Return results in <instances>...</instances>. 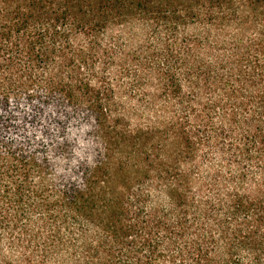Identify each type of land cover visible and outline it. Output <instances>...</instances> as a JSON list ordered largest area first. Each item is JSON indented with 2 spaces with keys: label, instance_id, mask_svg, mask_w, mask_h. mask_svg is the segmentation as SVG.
<instances>
[{
  "label": "trees",
  "instance_id": "1",
  "mask_svg": "<svg viewBox=\"0 0 264 264\" xmlns=\"http://www.w3.org/2000/svg\"><path fill=\"white\" fill-rule=\"evenodd\" d=\"M193 27L202 47L126 46L134 29L171 40ZM175 66L193 93L225 82L228 95H249L241 108L254 105L234 171L210 170L196 195L185 166L198 143L185 120L139 124V109L117 107L105 83L127 76L141 93L153 84L152 100L182 103ZM255 161L264 164V0H0V226L18 234L0 264H264V167L253 178L241 166ZM75 226L80 245L68 240L65 260L60 235Z\"/></svg>",
  "mask_w": 264,
  "mask_h": 264
},
{
  "label": "rangeland",
  "instance_id": "2",
  "mask_svg": "<svg viewBox=\"0 0 264 264\" xmlns=\"http://www.w3.org/2000/svg\"><path fill=\"white\" fill-rule=\"evenodd\" d=\"M129 35L131 41L126 46L130 52H135L136 50H160V43L167 41H172L177 48L187 47L193 40H196L199 47L204 45L202 31L195 27L188 28L187 30L176 29L171 40L169 36L159 28H147L143 31L134 29L132 32H129ZM115 36L121 38L122 42V36L119 33ZM102 41L107 44V36ZM208 42L210 43V41ZM222 48L225 47H218L217 49ZM196 58L205 63H210L212 56L210 54H203L202 49H200L196 52ZM158 59L161 60L159 64L163 63L161 56H159ZM173 73L181 87L182 103L181 100L174 96L165 97L162 94H156L154 100H152L149 94H152L153 84L149 86L148 92L141 93L137 88L128 85L129 79L127 76L118 77L116 79L117 83H115L112 76L105 74V83L108 87L114 88V93L111 98L115 101L117 107L130 110V112H133V109H139L137 114L139 124L153 123L156 120L167 123L170 117L173 116L185 120L184 125L196 136L195 142L198 143L195 145V149L192 152L190 165L185 166L191 175V192L196 195L198 193V186L201 184L205 186L210 170H217L222 176L234 171V169L229 166L230 157L234 156L235 146L238 144L241 145L243 142L242 129H244V127L242 124H239V122L244 121L250 116L252 110H254V105H247L241 108L239 102L249 99V95L244 92H239L235 96L228 95L224 90H220L225 87V82L217 88L211 85L210 89L197 90L196 93H193L188 89V80H194L186 78L176 66L173 69ZM218 74L225 77L223 71H219ZM117 87L119 88L118 90L115 89ZM236 96L239 97L237 98ZM193 97H195L196 100H194ZM188 102H190L191 105H188ZM250 102V100L245 101V103L248 104ZM165 104L167 107L163 109L162 107ZM195 112L197 114L201 113L204 118L201 121H193L192 115ZM227 116L231 124H228L226 120L224 121V118ZM136 121L134 115H130L125 125L133 128L138 124ZM216 130H220L217 137H215ZM222 153H224V155H222ZM182 166H180V170L185 168ZM241 166L246 168L249 176L257 178V168L264 167V164L255 161L248 165L242 163ZM143 190L146 191V188H143ZM154 200L155 199L150 196L146 201L145 208L152 205ZM36 218V215L33 216V220ZM3 229L4 227L0 226V251L7 254L10 252L9 243L11 239L17 237L18 234L16 232L10 234ZM80 229H82L80 226L73 227L70 237L65 232H62L60 235L63 243L61 254L65 256V260H68L69 257H73V254L69 251L70 244L68 240H71L77 246L80 245L77 243ZM83 229L89 231L92 228L83 227ZM98 263H100L99 259Z\"/></svg>",
  "mask_w": 264,
  "mask_h": 264
}]
</instances>
